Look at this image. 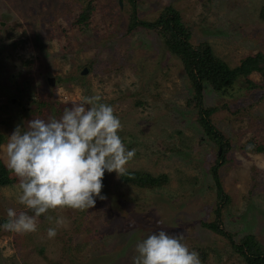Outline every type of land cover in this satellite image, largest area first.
<instances>
[{
	"label": "rangeland",
	"instance_id": "1",
	"mask_svg": "<svg viewBox=\"0 0 264 264\" xmlns=\"http://www.w3.org/2000/svg\"><path fill=\"white\" fill-rule=\"evenodd\" d=\"M93 7L86 25L79 14ZM190 29L193 46L206 41L229 67L264 54V0H137L139 20H153L166 6ZM119 0H0V160L17 126L32 119H59L63 110L39 118L21 108L16 85L25 83L44 106L70 108L83 97L100 95L122 128L127 150H136L126 172L166 175L156 189H142L105 171L95 207L49 210L37 218V231L4 230L7 212H33L15 198V185L0 188V264H133L138 243L163 230L183 234L182 243L198 252L201 264H243L230 238L202 225L217 222L235 243L253 236L264 251V152L242 150L250 139L264 145V74L249 79L259 90L231 95L202 89V106L214 107L212 124L229 148L218 169L225 206L218 203L210 172L219 148L197 122L193 92L180 61L152 30H127L130 14ZM30 61L31 65L23 66ZM235 87L238 88L237 85ZM24 88V86H23ZM63 107V106H62ZM53 217L52 221L47 219ZM63 217L67 226L57 227ZM57 235L49 239L48 228Z\"/></svg>",
	"mask_w": 264,
	"mask_h": 264
},
{
	"label": "clouds",
	"instance_id": "2",
	"mask_svg": "<svg viewBox=\"0 0 264 264\" xmlns=\"http://www.w3.org/2000/svg\"><path fill=\"white\" fill-rule=\"evenodd\" d=\"M99 101L100 95L83 97L59 119H32L26 129L17 126L8 137L4 163L18 178L15 198L33 215L9 209L4 230L33 233L37 218L49 210L94 208L96 198L105 199L101 195L105 171L125 174L136 150H127L118 135L122 125L113 107ZM254 147L248 144L246 150L251 153ZM55 223L67 226L63 217ZM56 235V228L47 229L49 239ZM182 240L183 234L154 232L138 243L133 264H201L198 252Z\"/></svg>",
	"mask_w": 264,
	"mask_h": 264
},
{
	"label": "trees",
	"instance_id": "3",
	"mask_svg": "<svg viewBox=\"0 0 264 264\" xmlns=\"http://www.w3.org/2000/svg\"><path fill=\"white\" fill-rule=\"evenodd\" d=\"M119 1L126 3L129 11H131L130 23L127 26V30L131 32L137 27L154 31L168 53L177 58L182 65L183 77L187 79L193 92V100L190 103L196 105L198 113L197 122L208 141L220 149V154H217V159L215 160L216 163L210 169L218 199L215 214L219 216L220 206H225L228 197L223 192L218 169L227 161L225 155L229 146L225 142L222 133L214 127L210 120L216 108L202 106V89L204 86H207L213 93L220 95H231L243 89L249 92L259 90V84L251 81L249 75L254 72L264 74V54L249 55L241 60L239 66L231 68L223 60L214 55L210 44L206 41L196 46L190 43V29L185 26L179 13L172 6L164 7L153 20L147 21L139 20L137 17V0ZM92 11L93 7L87 5L79 14L76 23L86 25ZM260 19L264 21V8L261 9ZM28 64L31 65V62L28 61L27 63L25 61L23 66L25 67ZM24 84L23 82L21 85L14 87L19 101L18 105H21L22 109L34 115L37 114L36 116L39 118L45 117V112H51L54 109L57 111L66 109L64 105H56L55 107L48 105L46 107L40 100H33V92H27L28 88ZM4 142L5 137L0 134V146ZM248 144L255 145L251 153L260 154L264 152V145L257 144L253 139L248 140L244 147H242V150L247 151ZM120 178L134 187L149 190L161 188L168 182L166 175L153 176L138 171L125 172ZM16 182L17 178L7 170L0 160V188L11 186ZM202 226L217 235L230 238L231 247L243 259V264H264V251L256 243L253 236H245L238 243H235L231 236L219 228L217 222L204 223Z\"/></svg>",
	"mask_w": 264,
	"mask_h": 264
}]
</instances>
